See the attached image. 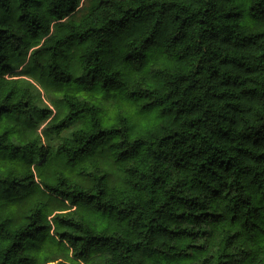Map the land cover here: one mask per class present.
<instances>
[{"label": "trees", "instance_id": "obj_1", "mask_svg": "<svg viewBox=\"0 0 264 264\" xmlns=\"http://www.w3.org/2000/svg\"><path fill=\"white\" fill-rule=\"evenodd\" d=\"M81 2L0 0V264H264V0Z\"/></svg>", "mask_w": 264, "mask_h": 264}, {"label": "rangeland", "instance_id": "obj_2", "mask_svg": "<svg viewBox=\"0 0 264 264\" xmlns=\"http://www.w3.org/2000/svg\"><path fill=\"white\" fill-rule=\"evenodd\" d=\"M90 4H91V0H82L81 5H80L78 11L75 13V15H73V17H75V18H79V16H80L81 14H83L84 12L87 11V9L89 8ZM22 69H24V68L21 67V68L19 69V72H20ZM31 78L34 79L33 77H31ZM44 79H49V76L45 75V76H44ZM34 80H35L36 83H38L37 79H34ZM44 91H45V90H44ZM44 91L42 90V98L44 99L45 103H46L50 108L55 109V104H54L53 100L59 98V97L61 96V93H60L59 91H55V89H54L53 87H49V91H50V93H48V92H46V91L44 92ZM114 104H115L114 102L109 101V102L107 103L108 108L113 109V108H114Z\"/></svg>", "mask_w": 264, "mask_h": 264}]
</instances>
